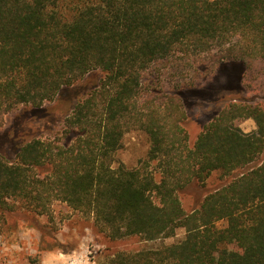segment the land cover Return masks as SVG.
Here are the masks:
<instances>
[{"label":"trees","instance_id":"1","mask_svg":"<svg viewBox=\"0 0 264 264\" xmlns=\"http://www.w3.org/2000/svg\"><path fill=\"white\" fill-rule=\"evenodd\" d=\"M224 65L264 74V0H0V128L21 105L47 116L63 89L102 73L63 139L29 133L13 159L0 151V264L13 215L58 202L114 242L185 230L101 264H264V100L226 103L194 139L187 129L185 92ZM131 132L147 135V158L115 167Z\"/></svg>","mask_w":264,"mask_h":264},{"label":"rangeland","instance_id":"2","mask_svg":"<svg viewBox=\"0 0 264 264\" xmlns=\"http://www.w3.org/2000/svg\"><path fill=\"white\" fill-rule=\"evenodd\" d=\"M243 71V66L224 65L217 74L203 81L197 88L185 92L187 129L192 139L226 103L235 99L255 102L264 100V74L259 68L246 74ZM101 78L102 73L95 71L75 86L63 89L57 100L44 106L49 112L47 116L30 115L34 111L25 105L8 113L0 128V151L13 159L20 143L29 133L43 139H61L64 118L72 112L79 100L99 86ZM238 125L247 133L257 128L253 119L241 120ZM149 148L146 134L128 133L122 149L117 153L118 163L114 166L123 163L130 169L138 167L147 158ZM218 185L214 177L207 182L209 189ZM195 190L182 195L187 211L196 206L200 190ZM10 223L16 231H11L1 243V264H29V256L39 253L40 264H101L105 262L106 256L117 251L156 248L176 243L185 237V230L179 229L175 237L158 242H141L137 238L114 242L97 230L92 219L72 211L60 202L55 203L49 216H36L20 210L13 215Z\"/></svg>","mask_w":264,"mask_h":264}]
</instances>
